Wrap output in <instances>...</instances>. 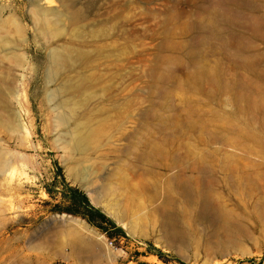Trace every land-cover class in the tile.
I'll return each mask as SVG.
<instances>
[{
  "label": "rangeland",
  "instance_id": "obj_1",
  "mask_svg": "<svg viewBox=\"0 0 264 264\" xmlns=\"http://www.w3.org/2000/svg\"><path fill=\"white\" fill-rule=\"evenodd\" d=\"M33 1L48 2L0 0V38L9 41L0 45V88L21 125L0 126L10 164L0 175V264H70L67 248L56 258L46 241L70 218L86 227L98 264H264V41L248 21L264 20V0H243L252 9L234 20L230 44V20L214 0H72L83 14L75 45L93 56L91 95L77 117L103 120L82 157L57 124L55 89L66 74L49 78L50 50L69 43L73 27L45 36ZM215 14L223 41L200 27ZM152 146L161 153L148 154ZM175 178L209 188L214 206L199 190L191 201L173 190ZM72 191L107 222L86 206L74 213Z\"/></svg>",
  "mask_w": 264,
  "mask_h": 264
},
{
  "label": "bare ground",
  "instance_id": "obj_2",
  "mask_svg": "<svg viewBox=\"0 0 264 264\" xmlns=\"http://www.w3.org/2000/svg\"><path fill=\"white\" fill-rule=\"evenodd\" d=\"M71 1L72 0H57V2L60 3L59 9H56V6L55 8H49L50 5L54 6L52 5L53 0H48V2H46L45 4H39V2L37 3V1H33L30 4V11L35 27L45 36L61 37L62 35H65L67 33V26L73 27V29H70L71 32L72 30L74 32L73 35H71L72 38L70 37L69 39V43L62 45L61 47H52L50 50V53L48 55L50 61L49 78L54 79L60 76L63 77L66 74V77L62 78L61 82L56 86L55 89V91L61 98L59 107L62 109L57 117V124L64 127L67 131V135L69 136L68 145L71 153L78 156L81 155L82 157V155L87 150L92 149L95 147V145H97V140L101 133L103 125V120L95 121L91 118L90 115H87L88 117L84 119H80L77 117V109L84 107L91 95V87L94 81L92 78H90L91 75L88 74L87 68L91 66L93 56L92 53H89L88 51H85V49H82L83 47L80 48L75 45V42H78L79 40L82 41L80 38L83 33V25L81 26L78 22L81 17L80 15L83 14L81 13V11V14H79V11L75 9V3H72L71 5ZM214 2L215 8L221 10L224 17L229 18L230 20L226 24V29L228 31L226 35L228 36V38L227 40H225L227 42H223L225 44H230L231 41L236 38V34L233 29L234 20H237V18H239L240 16L243 17V10L249 8L252 9V6L248 5L243 0H214ZM258 17H252L248 20L252 30L251 35L253 38L264 41V35L261 33V30L259 31L258 29L260 25L264 24V20ZM218 19V16L215 14L211 17L210 23L208 22L209 25H211L210 27L207 25H200V27L206 30L208 39L215 38V40L223 41V37H220V34L217 31L215 32V25L220 21H218ZM65 22H68L69 25H66L67 23L65 24ZM4 27H6V25L0 19V31ZM14 27L16 31H21L18 23L14 24ZM94 33L97 34L95 31ZM202 39L201 41L205 42V40ZM241 40L242 39H239V41ZM7 43H9L7 39L0 38V45H4ZM247 43L251 47V49L256 47L250 41H248ZM68 73H75L74 78H68ZM205 76H207V74H205ZM208 80L210 82H214L212 78H208ZM217 90L219 92H223V88H218ZM237 98L239 99V97ZM0 108L6 110V113L8 112L6 119H4L5 117H0V126H3L13 132L15 130L20 131L21 125L18 121V118L16 117V115L14 116L11 113V110L9 111L6 109V104L5 100L3 99L1 88ZM160 153L161 152L159 148H157L156 146H152L148 152V154L151 155H158ZM9 165V161L4 158V154L0 149V175L4 174L5 171L10 168ZM204 169L206 168L204 167ZM76 176H78V174ZM83 178H85V176ZM98 178L100 177L95 176L93 179ZM103 187L104 186H102V188ZM170 187L173 190H177L184 194L186 196V199L190 201L196 194V190H199L198 194L199 196H201L200 198L203 205L214 206L211 190L209 188L199 189L198 186L195 187L193 180L179 181L175 178L171 180ZM103 189H105L106 192L108 191L107 187ZM54 221L56 222L55 219ZM66 223H69V225L62 228H55V230H53L49 234L50 237H48L46 240L48 243L53 245L56 250L58 249L59 254H54V256L56 258H62V254H60V251L64 248H67L69 250L68 258L69 261H71L70 264H98L96 259H90L92 257H89L90 254H88L90 250V244H88L87 241H85L82 237V233L86 231V227L73 218L67 220ZM171 235L173 237L172 233Z\"/></svg>",
  "mask_w": 264,
  "mask_h": 264
},
{
  "label": "trees",
  "instance_id": "obj_3",
  "mask_svg": "<svg viewBox=\"0 0 264 264\" xmlns=\"http://www.w3.org/2000/svg\"><path fill=\"white\" fill-rule=\"evenodd\" d=\"M72 199L74 205V210H73L74 213H76L77 207L86 206L88 207L87 209H89L90 217H98L101 221L107 222L103 214H101L97 209L88 206V201L85 195L77 191H72Z\"/></svg>",
  "mask_w": 264,
  "mask_h": 264
},
{
  "label": "water",
  "instance_id": "obj_4",
  "mask_svg": "<svg viewBox=\"0 0 264 264\" xmlns=\"http://www.w3.org/2000/svg\"><path fill=\"white\" fill-rule=\"evenodd\" d=\"M62 225H67L65 222Z\"/></svg>",
  "mask_w": 264,
  "mask_h": 264
}]
</instances>
